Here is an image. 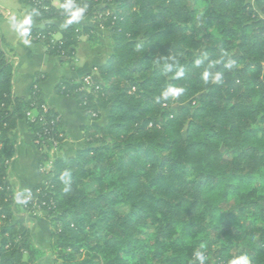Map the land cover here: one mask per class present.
Instances as JSON below:
<instances>
[{
	"label": "trees",
	"instance_id": "obj_1",
	"mask_svg": "<svg viewBox=\"0 0 264 264\" xmlns=\"http://www.w3.org/2000/svg\"><path fill=\"white\" fill-rule=\"evenodd\" d=\"M27 2L45 22L28 34L49 54L70 59L101 29L112 53L93 76L99 88L58 86L94 122L87 146L42 152L49 172L22 194L9 178L12 132L21 120L43 132L45 102L38 88L15 94L0 37V264L47 256L17 205L50 219L52 264H200L196 252L204 264H264V0ZM81 9L76 23L52 22ZM167 89L182 92L164 100Z\"/></svg>",
	"mask_w": 264,
	"mask_h": 264
},
{
	"label": "crops",
	"instance_id": "obj_2",
	"mask_svg": "<svg viewBox=\"0 0 264 264\" xmlns=\"http://www.w3.org/2000/svg\"><path fill=\"white\" fill-rule=\"evenodd\" d=\"M69 20L52 22L64 28L76 23L79 18L72 19L71 23H68ZM44 24L33 17L27 0H0V37L16 68L14 92L19 97L30 98L33 90L38 87L41 100L50 105L54 114L59 115L67 135L58 155L69 158L78 149L87 146L84 127L94 122L81 110L74 98L59 94L58 86L70 79L80 80L93 67L106 63L112 53V40L107 30H98L95 36L83 35L80 38L72 58L56 57L46 52L41 43L30 40L25 34L27 26ZM106 117L105 111L99 121ZM33 137L31 126L26 120H21L12 132L14 156L9 166V178L14 189L22 194L44 181L40 167L42 154L34 144ZM20 213V217L29 215L34 223L38 220L32 230L35 241L40 246H52L51 222L46 213L40 216L22 209ZM47 255L52 259L51 253ZM46 257L35 264H48L50 259Z\"/></svg>",
	"mask_w": 264,
	"mask_h": 264
},
{
	"label": "built area",
	"instance_id": "obj_3",
	"mask_svg": "<svg viewBox=\"0 0 264 264\" xmlns=\"http://www.w3.org/2000/svg\"><path fill=\"white\" fill-rule=\"evenodd\" d=\"M25 34L30 40H35L37 37L28 34V28L25 29ZM97 71V66L93 67L90 72L85 74L81 79L83 84L80 87L81 90H92V88H99V84L96 83L93 78L95 72ZM38 88V87H36ZM35 88V89H36ZM54 114L51 110V107L47 103L42 104V114L39 118V121L43 124L44 130L36 135L33 139L34 144L39 148L40 152H52L54 148H59L61 144L66 139L67 135L62 125H60V117L57 115L51 119H46V115ZM97 112L91 113V117L95 116ZM27 116L30 120H36L35 118V109L28 111ZM42 172H49L47 166H40Z\"/></svg>",
	"mask_w": 264,
	"mask_h": 264
},
{
	"label": "rangeland",
	"instance_id": "obj_4",
	"mask_svg": "<svg viewBox=\"0 0 264 264\" xmlns=\"http://www.w3.org/2000/svg\"><path fill=\"white\" fill-rule=\"evenodd\" d=\"M54 3L55 4H57L58 3V0H54ZM101 30H103V29H101ZM51 110H52V108H51ZM61 147L62 146H60L59 148H54L53 150H52V152L50 151V153L49 154H51V155H53V156H59L58 154L60 153V151H61ZM43 173V172H42ZM48 173L46 172V175H47ZM43 175H45L44 173H43ZM47 176H45V178H46ZM20 209H21V207L20 206H16L15 207V212H16V218H19L20 217ZM120 209H122L123 211H128L129 209L126 207V206H121L120 207ZM31 212V214H40V216H42V215H44L45 214V212L44 211H41V210H34V211H30ZM20 213V214H19ZM39 216V215H38ZM37 221L38 220H36L35 221V223H34V221H31V222H29V226L31 225V227H32V230H33V228H34V226H36V223H37ZM38 227V226H37ZM36 227V228H37ZM35 228V229H36ZM34 235V234H33ZM41 246L42 247H44V249L47 251V253L49 254V253H51V257H52V259H53V255H52V251H53V243H52V246H46V244H41ZM46 258H49L50 260H48V264H52V262H53V260L50 258V255L48 256L47 255V257ZM210 260H213L212 258L210 259ZM57 264H62V262L61 261H59ZM210 264H213V263H210Z\"/></svg>",
	"mask_w": 264,
	"mask_h": 264
},
{
	"label": "clouds",
	"instance_id": "obj_5",
	"mask_svg": "<svg viewBox=\"0 0 264 264\" xmlns=\"http://www.w3.org/2000/svg\"><path fill=\"white\" fill-rule=\"evenodd\" d=\"M82 15H83V9H81L77 15L73 16L72 19H78ZM72 19H70L68 21V23H71ZM198 63H199V61H198ZM168 70L169 71L171 70V65L168 66ZM205 76H207V74H205ZM219 79H220V76L217 75L216 80L218 81ZM181 92H182V89H167L161 93V98L164 100H167L170 95L171 96H179L181 94ZM194 255L200 261V264H204V257H203L202 253L196 252ZM234 264H248L247 258L242 257L238 261H234Z\"/></svg>",
	"mask_w": 264,
	"mask_h": 264
}]
</instances>
